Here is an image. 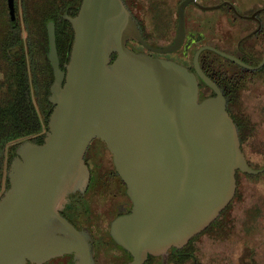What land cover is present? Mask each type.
<instances>
[{"label": "water", "instance_id": "obj_1", "mask_svg": "<svg viewBox=\"0 0 264 264\" xmlns=\"http://www.w3.org/2000/svg\"><path fill=\"white\" fill-rule=\"evenodd\" d=\"M187 3L179 6L175 43L154 48L123 0H82L76 15H65L74 31L65 69L49 25L53 110L44 141H23L11 161L0 198V264H41L64 254H73L74 264H97L91 232L61 212L89 185L85 153L94 138L112 152L133 203L111 223L112 237L133 256L128 264L186 246L231 203L238 171L264 172L249 164L226 97L199 65L205 47L195 53V73L128 46L134 40L175 51L185 38ZM8 5L15 16V0ZM207 48L250 69L264 65V58L252 66ZM197 75L214 95L200 100Z\"/></svg>", "mask_w": 264, "mask_h": 264}, {"label": "flooded vegetation", "instance_id": "obj_2", "mask_svg": "<svg viewBox=\"0 0 264 264\" xmlns=\"http://www.w3.org/2000/svg\"><path fill=\"white\" fill-rule=\"evenodd\" d=\"M35 1L27 0L29 11L33 9ZM123 1L145 40L154 48H163L175 43L180 21L179 6L182 2L188 1L185 8V38L179 48L170 52H158L134 40H130L128 46L137 52H146L155 57L174 60L195 73V53L205 47L200 52L199 65L223 92L230 115L231 110L233 113L242 115V118H244L243 115H250L256 129L253 138L256 151V146L264 140V127L260 126L264 121V65L257 69H250L207 47L224 51L249 65H258L264 58V0ZM20 4L21 0H15V16H12L8 0H0V7L4 10V14L0 16V30L7 29L12 32L9 44L10 52L14 57L17 56L18 51L15 34L17 23L24 16L23 11L17 9ZM74 8H76L75 5H69V10ZM192 51L194 53L191 57ZM240 67L251 72H242ZM197 76L200 100L214 95V90L206 86L199 75ZM232 95L239 99L234 107L228 100V97ZM241 147L245 153L244 147L246 149L247 146H242L241 142ZM257 156L262 157L255 153V160ZM85 161L91 173L89 185L84 192L72 193L70 195L72 204H67L61 212L78 229L87 228L91 232L93 256L97 264H128L133 260L132 254L118 244L111 235L112 221L120 215L129 213L132 209L133 203L127 194V185L115 168L112 152L101 139L94 138L91 141L85 153ZM242 195L238 196L236 192L231 203L221 212V214L224 211L229 213L226 220H222L223 223H227L229 227L232 225L226 228L228 232L227 235H223L224 241H230L237 236L238 229L236 230L234 225L236 219L234 204L242 198ZM207 234L209 237H214L212 232ZM244 245L247 248V244L244 243ZM195 247L185 248L184 246L180 249L172 247L164 255H149L144 264H177L180 254H184L187 264H198L200 261ZM250 253V256L241 260L240 264L252 262L255 252L251 250ZM73 259V254H64L41 264H74ZM27 264L38 263L27 261Z\"/></svg>", "mask_w": 264, "mask_h": 264}, {"label": "trees", "instance_id": "obj_3", "mask_svg": "<svg viewBox=\"0 0 264 264\" xmlns=\"http://www.w3.org/2000/svg\"><path fill=\"white\" fill-rule=\"evenodd\" d=\"M26 2L27 0H21L20 7L17 5V9L22 10L24 16L18 20L15 33L18 46L16 57L10 52L9 38L12 32L7 29L0 30V198L9 187L8 172L17 146L27 139L42 143L48 131L49 117L53 110L49 95L54 80L53 68L48 58V27L50 24L55 25L60 66L65 69L64 63L70 59L74 31L64 15H75L82 0H36L31 11L28 10ZM70 4L76 8L69 10ZM3 12L0 7V16ZM193 53L194 51L191 57ZM115 57L116 54L113 59ZM240 70L251 72L244 67H240ZM228 100L234 107L239 99L232 95ZM231 113L236 121L242 146H247L244 150L248 162L255 168V153L264 155V140L256 146L255 151L253 138L256 129L250 115H243L242 118V115L233 113L232 110ZM254 176L242 171L237 172L238 196L243 194L245 188L243 178ZM221 216L203 232L194 236L185 248L195 247L196 240L206 233L212 232L216 239H223V235L228 232L226 228L232 225L229 227L227 223H223ZM256 251L255 249L254 252ZM180 255L177 264H187L184 254Z\"/></svg>", "mask_w": 264, "mask_h": 264}, {"label": "rangeland", "instance_id": "obj_4", "mask_svg": "<svg viewBox=\"0 0 264 264\" xmlns=\"http://www.w3.org/2000/svg\"><path fill=\"white\" fill-rule=\"evenodd\" d=\"M260 126L264 127V121ZM263 165L264 156H257L255 168L260 169ZM242 182L245 185L242 198L234 204L237 236L224 241L209 237L206 233L197 239L194 245L197 247L200 264H240L255 249L257 251L253 253V264H264V172L254 177H244ZM228 214L223 213L221 220H226Z\"/></svg>", "mask_w": 264, "mask_h": 264}]
</instances>
